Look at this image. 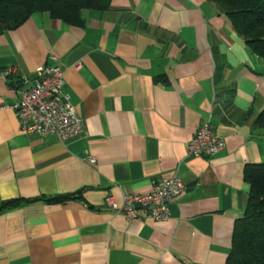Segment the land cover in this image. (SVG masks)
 <instances>
[{
    "label": "crops",
    "instance_id": "crops-1",
    "mask_svg": "<svg viewBox=\"0 0 264 264\" xmlns=\"http://www.w3.org/2000/svg\"><path fill=\"white\" fill-rule=\"evenodd\" d=\"M71 25L47 12L0 32V264H225L249 185L264 161V58L210 0H113ZM56 58L81 132L25 133L9 83ZM202 124L217 154L186 145ZM89 159H93L90 162ZM177 174L185 190L155 221L105 202ZM69 194L58 203L45 198Z\"/></svg>",
    "mask_w": 264,
    "mask_h": 264
},
{
    "label": "trees",
    "instance_id": "trees-1",
    "mask_svg": "<svg viewBox=\"0 0 264 264\" xmlns=\"http://www.w3.org/2000/svg\"><path fill=\"white\" fill-rule=\"evenodd\" d=\"M113 0H0V32L23 24L33 13L47 12L67 24H82L83 9H106ZM220 6L233 29L247 47L264 58V0H210ZM10 85L12 83H9ZM255 124L264 130V109ZM243 178L249 185L248 198L241 218L232 233L231 247L225 264H264V161L248 164ZM72 198L65 194L45 198L58 203ZM8 200L0 210L15 206Z\"/></svg>",
    "mask_w": 264,
    "mask_h": 264
},
{
    "label": "built area",
    "instance_id": "built-area-1",
    "mask_svg": "<svg viewBox=\"0 0 264 264\" xmlns=\"http://www.w3.org/2000/svg\"><path fill=\"white\" fill-rule=\"evenodd\" d=\"M51 62L38 67L33 79L22 75L12 81L11 87L17 99L10 105L25 133H55L60 139L77 134L83 129V119L75 112L69 95L63 91V69L57 65L54 56ZM13 68L0 71L8 79ZM225 146L224 139L218 136L209 124L200 125L186 145L188 154L196 157H209L217 154ZM93 162V159H89ZM185 186L177 174L162 177L153 182L147 193L123 195V203L117 205L111 196L106 197V205L127 220L137 217V209L145 216L163 221L169 217L168 201L180 195Z\"/></svg>",
    "mask_w": 264,
    "mask_h": 264
}]
</instances>
